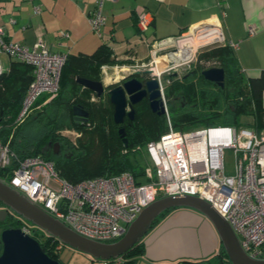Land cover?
<instances>
[{"label": "built area", "instance_id": "built-area-1", "mask_svg": "<svg viewBox=\"0 0 264 264\" xmlns=\"http://www.w3.org/2000/svg\"><path fill=\"white\" fill-rule=\"evenodd\" d=\"M104 1L95 0L94 9L88 15L91 30L99 36L104 23L101 11ZM39 11L40 6H35L33 12ZM151 20V13L141 10L137 15L138 28L146 30ZM196 33L203 40L214 38L201 45L216 41L223 44L217 23L205 22L190 27L175 38L154 41L150 49L154 66L152 62L101 66L104 73L111 67L116 70L126 68V74L151 68L158 78L169 127L157 139L146 142L144 151L149 164L140 176L123 170L71 182L58 173L52 160L38 155L20 157L0 140V180L78 234L102 242L120 238L140 211L158 197L194 195L206 200L228 221L248 257L264 259V129L252 125H211L177 130L171 126L160 75L174 66L172 58H177V52L193 53V47L187 46L185 40L186 34ZM59 34L68 35L67 31ZM170 41L173 44L167 47ZM228 44L232 48L236 46L233 42ZM1 53L32 67V78L15 118L20 121L32 110L39 96L56 93L66 53L52 51L41 37L32 45L14 41L6 37L0 24ZM182 59L187 61V57ZM156 63L164 68L158 71ZM7 67L0 59V75ZM76 134L80 135L79 132ZM225 148L232 149L234 174L225 172ZM26 221L20 228L29 233L30 225ZM103 261V264H120L122 258L120 255Z\"/></svg>", "mask_w": 264, "mask_h": 264}, {"label": "trees", "instance_id": "trees-1", "mask_svg": "<svg viewBox=\"0 0 264 264\" xmlns=\"http://www.w3.org/2000/svg\"><path fill=\"white\" fill-rule=\"evenodd\" d=\"M199 56L217 58V65L224 69L223 85L206 80L200 73V67L170 80L164 93L173 127L187 130L211 125H252L256 129H264V70L253 76L243 74L228 43L215 46ZM114 61L113 50L106 43H101L91 53L66 54L56 93L39 96L28 115L16 121L32 78V67L11 59L0 75V140L20 157L38 155L52 160L58 173L71 182L123 170L140 176L146 164L142 165L138 155L147 141L157 139L168 130L166 114L153 112L147 99L133 104L134 118L125 116L120 124L127 137V146H124L118 133L120 125L113 121V105L107 92L97 96L76 81L77 76L100 80L101 66ZM177 98L180 101L177 102ZM76 104L88 111L86 121L73 118L72 107ZM243 116H251L252 121L245 122ZM67 127L82 133L74 144L61 134ZM54 142L59 143L60 152L57 154L52 149ZM65 149L70 150V154H61ZM4 222H8L9 227L22 225L20 219L10 216ZM29 223L28 234L39 241L45 253L60 261L58 245L63 243L51 235L39 233V228ZM41 235H44L43 239ZM134 248L140 251L139 242L128 251ZM228 261L223 248L208 260L185 263L217 264Z\"/></svg>", "mask_w": 264, "mask_h": 264}, {"label": "crops", "instance_id": "crops-1", "mask_svg": "<svg viewBox=\"0 0 264 264\" xmlns=\"http://www.w3.org/2000/svg\"><path fill=\"white\" fill-rule=\"evenodd\" d=\"M94 5L95 0H0V24L6 37L21 44L32 45L41 37L54 52L77 54L91 53L106 43L115 60L137 63L148 56L154 41L175 38L200 23L215 22L224 41L236 43L233 50L243 74L253 76L264 70V0H105L101 8V36L91 30L88 22ZM35 6H40L38 13L33 12ZM141 10L152 15L146 30L137 26ZM60 31H67L68 35L62 36ZM171 44L170 41L167 47ZM102 73L101 68L100 79ZM204 222L211 244L201 246L200 253L188 254L187 206L171 208L139 240L140 251L134 248L124 253L120 264H187L185 261L208 260L223 246L214 225L205 219ZM62 248L58 251L60 261L68 264L61 256ZM90 258L83 264L104 262Z\"/></svg>", "mask_w": 264, "mask_h": 264}, {"label": "water", "instance_id": "water-1", "mask_svg": "<svg viewBox=\"0 0 264 264\" xmlns=\"http://www.w3.org/2000/svg\"><path fill=\"white\" fill-rule=\"evenodd\" d=\"M201 75L218 86L223 85L224 69L220 66H210L200 71ZM150 76L145 80L138 75ZM121 83L110 88H105L102 80L77 76L76 81L92 90L97 96L105 91L109 101L113 105V121L122 124L124 117L134 118L133 104L144 97L153 112L163 114L165 106L161 98L159 82L156 73L151 69H136L129 74ZM73 118L76 121H86L88 111L81 105H73ZM124 146H127V137L122 125L118 128ZM54 153L60 149L59 143L54 142ZM0 202L6 208L34 224L46 234L57 238L62 243L78 249L88 255L99 259H110L126 253L135 245L149 230L155 219L165 210L188 206L204 213L213 223L218 232L221 244L231 264H264V259H252L241 248L238 237L228 221H226L216 209L206 200L190 194H171L158 197L146 205L136 218L129 224L125 233L117 240L102 242L82 236L55 218L50 213L31 203L27 198L0 180ZM0 209V220L7 214V209ZM0 264H62L58 259L45 253L39 241L20 227H6L0 231Z\"/></svg>", "mask_w": 264, "mask_h": 264}, {"label": "rangeland", "instance_id": "rangeland-1", "mask_svg": "<svg viewBox=\"0 0 264 264\" xmlns=\"http://www.w3.org/2000/svg\"><path fill=\"white\" fill-rule=\"evenodd\" d=\"M197 35H198L197 33L195 35L186 34L187 40H185V41H187V46L194 47L193 51H191L193 53L191 54V56L190 55L188 56L189 58L187 57V61H183V59H178L175 57L172 58V59H175L174 66L168 70L164 69L165 71L164 72L162 71L161 75H160L163 86H166L169 83L167 80V77H168V74L172 73L173 70H175L177 75L180 76L183 73H185L186 71L188 72L191 69H194L197 67L204 69V68H207L210 66H218L217 65V63H218L217 58L215 56H212V57L207 56V57L200 58L199 54L206 52L215 46L221 45L220 41L201 45V43H204L203 42L204 40L202 38L198 37ZM189 36H191V37H189ZM221 43L225 44L226 42L223 41V39H222ZM199 44L202 47L199 46V48H198ZM213 45H215V46H213ZM196 48H197V50H196ZM150 49H151V46L149 47V51H150ZM0 58H2L4 65L7 66V63H8L10 58L4 53L0 54ZM151 60L152 59L150 57V52H149L148 56L142 60H138L137 64H140L142 62L143 63L152 62ZM116 63L128 64L130 66V64H135V60H128V61H124V62H120L119 60H115L114 62H110L107 64L109 66H111V65H114ZM156 64H158L156 66H158V69L160 71L162 70V68H164V66H162L160 63H156ZM152 66H154V62H152ZM126 71H127L126 68L123 70H119V69L116 70L114 68L109 67V68H107L106 73H102L103 79H100V80L103 81L105 88H109L111 86L117 85L119 79L121 77L123 78V76L126 75ZM49 97H51V96H49ZM47 99H45L43 102H45ZM166 99H167V97H166ZM176 100L178 102V101H180V98H177ZM40 104H41V102L37 106H39ZM242 119L245 122H251L252 121L251 116H243ZM171 126L173 127L172 123H171ZM76 132H79L80 135H77ZM61 134L64 137H66L71 143L74 144V142L76 141V138L80 137L82 133L75 128H72V127L68 128L67 127L61 131ZM65 151H67V153L70 154V152H69L70 150L65 149ZM138 159L141 161L142 165L146 164V166H148V164H149L148 158H147V155H146L144 149L141 150L140 154L138 155ZM223 160H224L225 172L227 174H234L235 168H234V156H233L232 149H230V148L224 149ZM204 219L213 225L211 220L204 213H202L198 209L187 206V253L188 254L195 255L197 253H200L201 252L200 251L201 246H209L211 244L210 243L211 238L208 235V229L206 227V223L205 222L203 223ZM38 232L42 233V234H46L45 231H43L40 228L38 229ZM41 237L43 239L44 235L43 236L41 235ZM62 247L63 248L61 251V256H62V258L66 259L68 264H83V263H85L91 259L87 253L79 251L78 249L71 247L68 244L63 243ZM187 256H189V255H187Z\"/></svg>", "mask_w": 264, "mask_h": 264}, {"label": "flooded vegetation", "instance_id": "flooded-vegetation-1", "mask_svg": "<svg viewBox=\"0 0 264 264\" xmlns=\"http://www.w3.org/2000/svg\"><path fill=\"white\" fill-rule=\"evenodd\" d=\"M175 46V45H174ZM173 46V47H174ZM200 47H202V46H200ZM199 48V47H198ZM197 50V49H196ZM183 74H186L187 75V71L185 72V73H183ZM182 74V75H183ZM182 75H180V76H178L177 75V73L175 72V70H173L172 71V73H170V74H168V77H167V80H168V82L170 81V80H172V79H174V78H179V77H181ZM126 77H129V76H127V74L125 75V76H123V78L121 77L120 79H119V81H118V83H121ZM148 77H150V76H145V75H142V74H140V75H138V78L139 79H141V80H145L146 78H148ZM117 83V84H118ZM164 97H165V93H164ZM143 99H147L146 97H144ZM148 101V100H147ZM165 101H166V97H165ZM124 121V120H123ZM52 149H54V146L52 145ZM60 152V149H59V151L57 152V153H59ZM56 153V154H57ZM61 154H65V155H68V153H67V151H65V150H62L61 151ZM1 208H6V206L3 204V203H1L0 202V209ZM7 209V214H6V216L4 217V219L3 220H0V231L3 229V228H6V227H9L8 226V222H4L5 221V219H6V217H8V216H10L11 218H17V219H20L21 221H22V223L25 221V219H23V217H21L20 215H18L17 213H15L13 210H11V209H9V208H6ZM27 222V221H26ZM29 225H30V223L29 222H27ZM11 227V226H10ZM217 264H219V262L217 263ZM223 264V263H222Z\"/></svg>", "mask_w": 264, "mask_h": 264}, {"label": "bare ground", "instance_id": "bare-ground-1", "mask_svg": "<svg viewBox=\"0 0 264 264\" xmlns=\"http://www.w3.org/2000/svg\"><path fill=\"white\" fill-rule=\"evenodd\" d=\"M214 38L213 37H210V38H208V39H206V40H204L205 42H210V40H213ZM200 45V44H199ZM196 46V45H195ZM213 46H215V45H213ZM211 47V46H210ZM194 48V47H193ZM189 55H191L188 51H185V50H182V51H180V52H177V54H176V57L178 58V59H182V58H184V57H188ZM189 58V57H188ZM173 60V63L175 62V59H172ZM157 68V70L159 71V69H158V67H156ZM120 72V71H119Z\"/></svg>", "mask_w": 264, "mask_h": 264}]
</instances>
